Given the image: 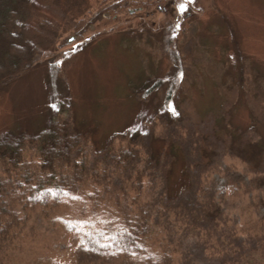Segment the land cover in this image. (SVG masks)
Returning <instances> with one entry per match:
<instances>
[{
    "label": "trees",
    "instance_id": "trees-1",
    "mask_svg": "<svg viewBox=\"0 0 264 264\" xmlns=\"http://www.w3.org/2000/svg\"><path fill=\"white\" fill-rule=\"evenodd\" d=\"M39 1L52 10L62 11L72 3ZM101 1L100 5H104L117 0ZM73 8L74 12L79 10ZM97 8L100 14L101 7ZM66 11L60 15L61 21L56 22L41 13L32 0H0V86L28 70L38 48L52 46L59 22L62 25L69 22ZM32 21L37 22V31L21 28ZM85 21L80 19L74 24L76 37L83 34ZM186 33L185 24L175 26L167 40L179 66L183 59L190 58L181 56L182 47L178 45ZM245 64L231 65L230 72L227 69L228 86L222 81L216 84L223 99L221 107L205 113L198 112L191 100L179 106L172 103L181 68L179 73L172 71L173 79L167 80L162 103L157 93L166 81L145 80L135 89V95L148 110L140 113L134 128L115 133L102 150H95L101 154L103 164L87 167L85 148L95 142L93 133L74 130L70 118L62 115L70 92L61 76L62 69L52 60L46 78L47 121L32 131L8 129L0 135V254H7V249L19 251L31 236V229H26L27 216L23 222V210L38 204L46 206L50 213L60 205L57 198L64 195L63 191L58 192V187L66 186L69 190V186L82 187L86 179L83 176L91 168L96 179L85 182L94 184L97 191L100 187L107 188L111 181L106 162H110L114 168L111 172L118 173L120 178L127 179L128 175L132 178L133 171L137 172V182L139 177L141 181L152 177L154 182L150 185H155L158 178L161 187L156 197L152 198L148 192L138 207L121 208L114 202L104 208L98 205L105 195L87 196L89 206L83 207L84 218L79 230L72 234L68 251L46 258L44 264H264V225L244 219L241 224L247 235L241 238L239 222L232 220L219 204L225 191L236 196L241 185L240 177L231 178L234 174L222 168V160L230 159L231 164L227 165L230 169L232 160L242 161L244 173L257 175V179L261 176L264 181V143L257 137V125L264 123V76L258 71L256 76L251 75ZM183 74L187 76V86L189 76ZM253 80L263 83L258 88L257 100L256 89L247 86L254 85ZM241 102L251 111L248 114L251 123L246 128L234 123L236 107ZM171 103L175 105V113L170 109ZM143 120L150 125H143ZM145 132L149 133L147 145L140 149ZM115 138L128 141V146L116 145ZM137 140L136 148L132 143ZM64 174L71 180L66 185ZM221 174L226 175L224 186L215 179V175ZM137 182L133 181L136 200L140 195ZM47 186L52 190L46 189ZM146 188L150 190L147 185ZM249 189L245 187L243 192Z\"/></svg>",
    "mask_w": 264,
    "mask_h": 264
},
{
    "label": "rangeland",
    "instance_id": "rangeland-1",
    "mask_svg": "<svg viewBox=\"0 0 264 264\" xmlns=\"http://www.w3.org/2000/svg\"><path fill=\"white\" fill-rule=\"evenodd\" d=\"M68 1L72 2L68 5L70 8L62 11L52 10L39 0H32L41 13L56 22L61 21L60 15L67 10L69 22L66 25L59 22L60 28L52 46L38 48L34 63L28 70L0 86V135L8 129L32 131L47 121L49 101L46 78L52 60L62 69L61 76L70 92L62 115L70 118L74 130H90L93 133L95 142L85 148L87 167L103 164L99 157L101 154H96L95 150H102L115 133L134 128L140 113L148 110L149 107L138 101L135 95V89L145 80L162 78L166 81L157 93L159 103H162L167 83L175 74L172 71L178 70L179 73L181 68L189 76L188 85L185 81L187 76L184 77L183 72L178 74L180 77L178 86L172 92V103L179 106L191 100L198 112L205 113L221 107L223 99L216 84L222 81L224 86H228L229 79L226 81L225 75L231 65L234 67L246 62L244 66H248L251 75L256 76L258 71L261 77L264 76V0H191L183 14L179 12L178 5L185 0H117L104 5H100L101 0ZM75 3L82 4L75 6ZM73 7L79 10L74 12ZM97 7H101L100 14ZM80 19L86 21L82 27L83 34L76 37L73 26ZM182 24H185L187 33L178 43L182 47L180 54L190 58L183 59V64L179 66L167 40L172 36L169 35L170 30ZM21 28L38 30L35 21ZM70 37L75 38L67 44ZM188 51L190 54L185 55ZM261 84L256 80L254 85L247 84L256 89V100ZM172 103L169 104L170 109L175 106ZM236 108L234 123L248 127L251 123L248 120L250 109L245 108L242 102ZM147 121L143 120V125H150ZM257 127V137L264 143V123H259ZM148 135V132L143 134L140 149L142 145H147ZM114 142L121 148L129 144L118 138ZM137 143L138 140L132 145L137 148ZM229 160H222L221 166L234 174L231 178H241V185H238L240 191L236 196L225 191L219 198V204L232 220L239 222L238 233L243 238L247 235L243 233L241 224L244 219L250 218L259 222L258 225H264V181L260 180L261 176L257 179V175L244 173L245 164L242 161L232 160L233 169H230L227 166L231 164ZM106 163L111 181L107 188L100 187L97 191L94 184L85 182L86 179H96L94 168H91L83 176L86 179L82 187L77 184L76 188L69 186L70 190L66 186L58 187V192L61 190L64 195L57 198L60 205L50 213L46 206L38 204L23 210V222L27 216L26 229H31V236L26 238L19 251L10 252L7 249V254H0V264H44L46 258L56 257L57 253L65 254L72 234L79 230L84 218L81 216L83 207L89 206L86 202L89 195H105L101 204H97L104 208L114 202L121 208H129L130 205L138 207L146 200L148 192L152 198L156 197L161 187L158 178L155 185H150L154 182L152 177L143 178V181L139 177L137 182V172L134 171L132 178L129 175L127 179L120 178L118 173L111 172L113 165ZM225 177L215 175L220 186H224ZM70 181V176L64 174L65 185ZM133 181L140 189L138 200L134 199ZM50 186L43 189L52 190ZM245 187H250L246 193L243 192ZM72 196L81 199H72ZM135 209L131 212L134 213Z\"/></svg>",
    "mask_w": 264,
    "mask_h": 264
},
{
    "label": "snow or ice",
    "instance_id": "snow-or-ice-1",
    "mask_svg": "<svg viewBox=\"0 0 264 264\" xmlns=\"http://www.w3.org/2000/svg\"><path fill=\"white\" fill-rule=\"evenodd\" d=\"M190 2H191V0H185V2L180 3V4L178 5V9H179V12H180L181 14L185 13V11H186V9H187V5H188ZM177 27H178V26H177ZM65 55H67V54H65ZM172 110H173V112L175 113V109L173 108ZM72 199L79 200V199H81V197H79V196H72ZM109 239H111V238H109Z\"/></svg>",
    "mask_w": 264,
    "mask_h": 264
},
{
    "label": "water",
    "instance_id": "water-1",
    "mask_svg": "<svg viewBox=\"0 0 264 264\" xmlns=\"http://www.w3.org/2000/svg\"><path fill=\"white\" fill-rule=\"evenodd\" d=\"M73 40H74V37H70V38L66 41V43L69 44V43H71Z\"/></svg>",
    "mask_w": 264,
    "mask_h": 264
}]
</instances>
